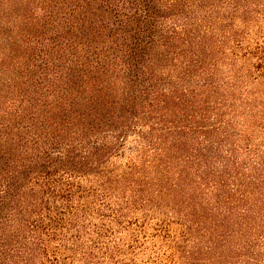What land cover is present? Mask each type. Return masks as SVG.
Here are the masks:
<instances>
[{"label":"trees","instance_id":"trees-1","mask_svg":"<svg viewBox=\"0 0 264 264\" xmlns=\"http://www.w3.org/2000/svg\"><path fill=\"white\" fill-rule=\"evenodd\" d=\"M0 264H264V0H0Z\"/></svg>","mask_w":264,"mask_h":264}]
</instances>
